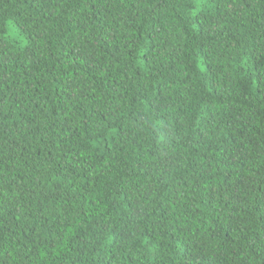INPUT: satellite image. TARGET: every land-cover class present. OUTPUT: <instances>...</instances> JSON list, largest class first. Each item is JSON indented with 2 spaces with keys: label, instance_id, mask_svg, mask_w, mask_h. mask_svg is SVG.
Instances as JSON below:
<instances>
[{
  "label": "trees",
  "instance_id": "16d2710c",
  "mask_svg": "<svg viewBox=\"0 0 264 264\" xmlns=\"http://www.w3.org/2000/svg\"><path fill=\"white\" fill-rule=\"evenodd\" d=\"M0 264H264V0H0Z\"/></svg>",
  "mask_w": 264,
  "mask_h": 264
}]
</instances>
